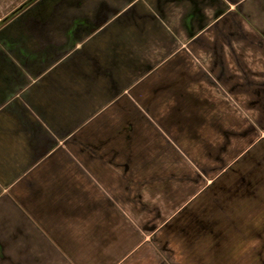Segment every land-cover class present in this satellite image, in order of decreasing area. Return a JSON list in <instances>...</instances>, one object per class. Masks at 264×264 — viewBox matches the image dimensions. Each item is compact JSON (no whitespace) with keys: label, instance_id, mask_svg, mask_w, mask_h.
<instances>
[{"label":"crops","instance_id":"obj_1","mask_svg":"<svg viewBox=\"0 0 264 264\" xmlns=\"http://www.w3.org/2000/svg\"><path fill=\"white\" fill-rule=\"evenodd\" d=\"M0 264H264V0L4 23Z\"/></svg>","mask_w":264,"mask_h":264},{"label":"water","instance_id":"obj_2","mask_svg":"<svg viewBox=\"0 0 264 264\" xmlns=\"http://www.w3.org/2000/svg\"><path fill=\"white\" fill-rule=\"evenodd\" d=\"M33 1H34V0L29 1V3L23 5V7H24V6L26 7L27 5H29V4L32 3ZM19 10H21V8H20ZM17 12H18V11H15L13 14L15 15ZM13 14H12V15H13ZM12 15H10L8 18H6L5 20H3V22L5 23L6 21L10 20V19L13 17ZM11 16H12V17H11Z\"/></svg>","mask_w":264,"mask_h":264},{"label":"rangeland","instance_id":"obj_3","mask_svg":"<svg viewBox=\"0 0 264 264\" xmlns=\"http://www.w3.org/2000/svg\"><path fill=\"white\" fill-rule=\"evenodd\" d=\"M24 7H25V6H24ZM24 7L22 6V7H21V10H19L15 15H17L20 11H22V10L24 9ZM12 14H13V13H12ZM15 15L13 14L12 16L14 17ZM12 16H11V17H12ZM13 17H12V18H13ZM8 21H9V20H8ZM6 22H7V21H6ZM6 22H5V23H6ZM3 24H4V22L1 21V22H0V27H1Z\"/></svg>","mask_w":264,"mask_h":264}]
</instances>
